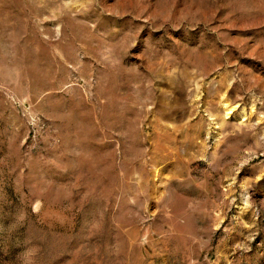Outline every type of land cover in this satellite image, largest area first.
<instances>
[{
    "label": "rangeland",
    "instance_id": "374dc122",
    "mask_svg": "<svg viewBox=\"0 0 264 264\" xmlns=\"http://www.w3.org/2000/svg\"><path fill=\"white\" fill-rule=\"evenodd\" d=\"M0 264H264V0H0Z\"/></svg>",
    "mask_w": 264,
    "mask_h": 264
}]
</instances>
